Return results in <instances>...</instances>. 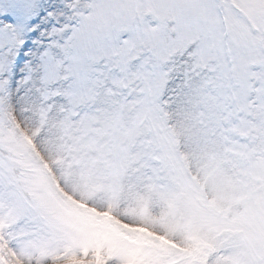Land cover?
<instances>
[{
	"label": "snow or ice",
	"instance_id": "1",
	"mask_svg": "<svg viewBox=\"0 0 264 264\" xmlns=\"http://www.w3.org/2000/svg\"><path fill=\"white\" fill-rule=\"evenodd\" d=\"M0 264H264V0H0Z\"/></svg>",
	"mask_w": 264,
	"mask_h": 264
}]
</instances>
